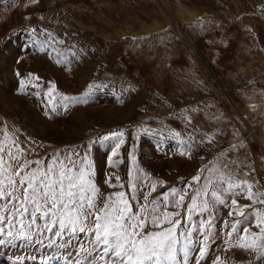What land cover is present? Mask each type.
<instances>
[{
	"label": "rangeland",
	"instance_id": "obj_1",
	"mask_svg": "<svg viewBox=\"0 0 264 264\" xmlns=\"http://www.w3.org/2000/svg\"><path fill=\"white\" fill-rule=\"evenodd\" d=\"M48 33L64 44L42 48ZM211 73L226 93L216 91ZM53 84L56 111L45 91ZM113 130L124 131L125 143L113 158L121 162L109 167L114 141L96 138ZM5 131L29 160L47 162L70 147L83 154L91 144L95 182L108 193L131 195L129 173L135 179L142 170L137 182H157L156 196L205 168L215 169L204 173L213 180L223 173L264 191V0H0V141ZM113 173L123 189L105 183ZM217 207V238L201 264L216 256L264 264L251 251L225 250L224 221L241 217ZM16 257L72 264L76 248L0 244V264Z\"/></svg>",
	"mask_w": 264,
	"mask_h": 264
},
{
	"label": "snow or ice",
	"instance_id": "obj_2",
	"mask_svg": "<svg viewBox=\"0 0 264 264\" xmlns=\"http://www.w3.org/2000/svg\"><path fill=\"white\" fill-rule=\"evenodd\" d=\"M51 44L63 45L64 40L48 33L41 47ZM74 47L67 49L72 56L77 55ZM54 93L53 84L46 94L56 111ZM62 99L82 102L76 97ZM63 107L67 110L68 103ZM124 137L123 130H113L96 138L114 141L109 167L121 162L113 158L119 155ZM84 147L83 154L70 147L53 152L47 162L29 160L27 150L4 132L0 141V244L22 240L57 249L68 245L76 248L72 264H201L217 238V206H224L230 209L229 216L241 217L231 224L224 221L225 250L239 248L255 253L258 260L264 257V209L252 208L264 204V191H253V182L236 181L223 173L213 180L204 173L215 169L205 168L191 180L152 196L158 184L149 185L147 180L138 183L141 170L135 179L129 173L131 195L123 190L108 193L95 182L94 164L88 155L91 144ZM132 159L135 161L134 156ZM105 183L109 188L125 187L115 173ZM159 184L163 186V181ZM226 197H231L230 203ZM237 197L251 201V205H240ZM249 208L252 210L246 212ZM250 226L258 231H251ZM22 260L16 257L11 264H22ZM211 264H223L221 257L216 256Z\"/></svg>",
	"mask_w": 264,
	"mask_h": 264
},
{
	"label": "bare ground",
	"instance_id": "obj_3",
	"mask_svg": "<svg viewBox=\"0 0 264 264\" xmlns=\"http://www.w3.org/2000/svg\"><path fill=\"white\" fill-rule=\"evenodd\" d=\"M178 20H179V19H178ZM174 22H175V21H174ZM175 24L179 25V22L177 21V19H176ZM184 35H185V34H184ZM78 73H79V72H78ZM35 75H36V74H35ZM78 76H79V75H78ZM25 77H26V76H25ZM211 77L214 78V80H213L212 82H214L215 84L218 83V84H216V85H217V87H216V91H217V92L223 91V93H226V90H225V89H223L222 87H221V89L219 88L218 85H219L220 83L218 82L217 78L215 77V75H214L213 73H211ZM30 78H31V77H30ZM30 78H29V79H30ZM47 78H48V77H47ZM22 79H23V78H22ZM32 79H33V78H32ZM35 79H37V78H35ZM25 80H26V79H25ZM25 80H22L21 82H24V83H25L28 79H27L26 81H25ZM38 80H40V79L38 78ZM50 80H51V79H50ZM31 81H32V80H31ZM36 81H37V80H36ZM78 81H79V80H78ZM26 83H28V82H26ZM32 83H33V81H32ZM46 84H47V83H46ZM24 85H25V84H24ZM34 85H36V84H34ZM26 86H28V85H26ZM38 87H39V86H38ZM36 88H37V87H35L34 89H36ZM39 88H40V87H39ZM34 89H33V90H34ZM49 89H50V88L47 87V89H45V91H46V90H49ZM219 89H220V90H219ZM33 90H32V91H33ZM39 91H40V89H39ZM41 91H43V90L41 89ZM37 92H38V91H37ZM42 93H43V92H42ZM44 94H45V93H44ZM54 96H55V95H54ZM46 100H47V99H46ZM69 107H71L70 104H69ZM72 111H73V110H72ZM72 116H73V115H72ZM72 119H73V118H72ZM85 121H86V120H85ZM66 122H68V121H66ZM73 122H74V121H73ZM75 124H76V123H75ZM43 259H44V258H43ZM38 262H39V261H38ZM42 262H44V260H43ZM37 264H38V263H37ZM42 264H44V263H42Z\"/></svg>",
	"mask_w": 264,
	"mask_h": 264
}]
</instances>
